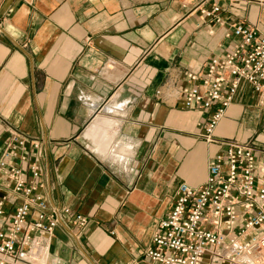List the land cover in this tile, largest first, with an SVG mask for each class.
Instances as JSON below:
<instances>
[{
  "label": "crops",
  "instance_id": "0c3cea01",
  "mask_svg": "<svg viewBox=\"0 0 264 264\" xmlns=\"http://www.w3.org/2000/svg\"><path fill=\"white\" fill-rule=\"evenodd\" d=\"M183 2L0 0V157L13 132L41 138V193L88 221L36 236L39 264H133L177 186L204 184L229 143L264 167V103L246 82L210 141L208 114L164 88L227 52L235 23L264 37V0Z\"/></svg>",
  "mask_w": 264,
  "mask_h": 264
},
{
  "label": "built area",
  "instance_id": "2783aa9c",
  "mask_svg": "<svg viewBox=\"0 0 264 264\" xmlns=\"http://www.w3.org/2000/svg\"><path fill=\"white\" fill-rule=\"evenodd\" d=\"M219 11L213 6L202 13L221 24ZM231 29L227 52L211 58L202 71L185 72L183 83L173 80L164 85L176 90L185 110L208 114L206 141L241 82L264 103V37L242 23ZM9 137L0 157V264H39L36 236L51 235L73 212L50 204L41 193L42 139L18 132ZM257 170L248 144L229 143L225 158H212L204 184L177 186L170 210L133 264H264V167ZM7 201H13V212L4 225ZM72 215L83 230L86 217Z\"/></svg>",
  "mask_w": 264,
  "mask_h": 264
}]
</instances>
